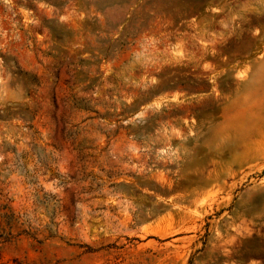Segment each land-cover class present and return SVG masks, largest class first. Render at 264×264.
<instances>
[{
  "label": "rangeland",
  "instance_id": "374dc122",
  "mask_svg": "<svg viewBox=\"0 0 264 264\" xmlns=\"http://www.w3.org/2000/svg\"><path fill=\"white\" fill-rule=\"evenodd\" d=\"M0 235L7 264H264V0H0Z\"/></svg>",
  "mask_w": 264,
  "mask_h": 264
},
{
  "label": "trees",
  "instance_id": "16d2710c",
  "mask_svg": "<svg viewBox=\"0 0 264 264\" xmlns=\"http://www.w3.org/2000/svg\"><path fill=\"white\" fill-rule=\"evenodd\" d=\"M12 214H7V213H5V217L7 218V223H9V221H10V219L12 218ZM23 232H25V233H28L26 230H23ZM1 235H3V232H2V234ZM0 235V236H1ZM6 238V237H5ZM0 259H1V257H0ZM14 263H19L17 260H14ZM0 264H7V263H4V262H2V263H0Z\"/></svg>",
  "mask_w": 264,
  "mask_h": 264
}]
</instances>
